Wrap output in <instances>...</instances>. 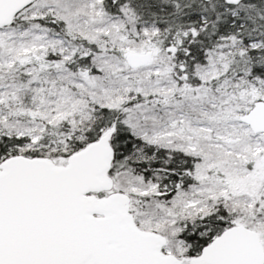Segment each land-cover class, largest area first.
<instances>
[{
	"label": "snow or ice",
	"instance_id": "obj_1",
	"mask_svg": "<svg viewBox=\"0 0 264 264\" xmlns=\"http://www.w3.org/2000/svg\"><path fill=\"white\" fill-rule=\"evenodd\" d=\"M0 264H264V0H0Z\"/></svg>",
	"mask_w": 264,
	"mask_h": 264
}]
</instances>
